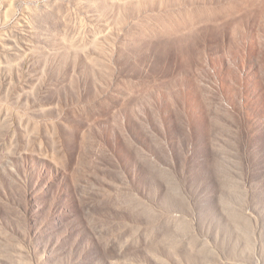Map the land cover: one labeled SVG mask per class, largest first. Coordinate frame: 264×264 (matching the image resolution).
Segmentation results:
<instances>
[{
	"label": "rangeland",
	"instance_id": "374dc122",
	"mask_svg": "<svg viewBox=\"0 0 264 264\" xmlns=\"http://www.w3.org/2000/svg\"><path fill=\"white\" fill-rule=\"evenodd\" d=\"M0 264H264V0H0Z\"/></svg>",
	"mask_w": 264,
	"mask_h": 264
}]
</instances>
